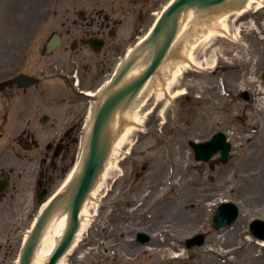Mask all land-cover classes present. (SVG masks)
Listing matches in <instances>:
<instances>
[{"label": "rangeland", "instance_id": "1", "mask_svg": "<svg viewBox=\"0 0 264 264\" xmlns=\"http://www.w3.org/2000/svg\"><path fill=\"white\" fill-rule=\"evenodd\" d=\"M262 3L264 4V0ZM57 6L58 0H0V81L10 75L9 66L14 62H18L17 66H20L28 58L31 65L40 58V41L48 29L55 28L59 22L55 13ZM263 19L264 7L258 10V15L252 16L253 27H264ZM236 29V26L231 27L230 34H234ZM235 37H238L236 32ZM252 40L254 41H249L246 47L245 44H237L229 39L216 41V38H212L204 46L197 47L193 53L200 60L216 45H228L227 50L216 52V61L222 65V79H218V82L220 80L225 86L217 84V78L210 72V67H204L205 63L200 68H195L196 70L187 69L169 87L170 94L184 90L187 93L172 97L170 102L167 96L162 98L146 114L145 111L155 104L151 98L148 107L140 112L141 124L133 129L130 137L122 142L118 152L114 154L116 161L124 155L125 150H130L131 155L116 164L127 174L132 175L137 170L145 175L133 188H141L139 200L147 201L142 208L143 217L151 203L157 204L152 216L155 222L152 237L157 247L150 248L140 244L130 251V237H126L122 238L125 254H116V249L102 238L106 227V210L101 198L103 191L98 190L96 197L87 202L90 224L83 232L76 249L67 256L66 264H264V244L251 238L247 232L250 220L264 218V38L259 40L255 37ZM241 45L243 48L239 50ZM243 66L250 67L247 74L242 72ZM59 81L57 80L58 83ZM45 84L52 90L56 86L53 81H46ZM244 87L249 88L254 97L253 102L246 103L238 99L236 93ZM9 97L5 91L0 93V133L5 136L0 139V148L6 144L1 141L7 136L19 134L23 129L27 135L34 134L39 144H42L55 131L67 128L66 122L61 126H53L34 121L25 126L24 121L29 113L20 101H16L14 105L10 103L12 106H9L11 108L7 122L3 124L2 109L6 108ZM55 113L60 119L69 115L75 117L78 126L67 150V157L60 162V168L56 172L57 179L50 186L49 193L61 184L79 154V138L83 136L88 111L84 104H79L73 107L64 105L57 108ZM217 129L228 132L234 148L228 164L218 165L212 171L207 166L194 162L185 139L205 138ZM174 163L175 172L184 174L185 179H179L172 185L168 178ZM144 164H147L145 168ZM185 164L190 165L188 173L185 171ZM34 172L33 167L30 175L26 174L28 180L24 181L25 185L31 184ZM116 172L120 170L117 169ZM152 176L156 180L155 193L145 196V179ZM200 178L203 184H199ZM104 180L101 187L105 185ZM29 190L24 188L23 197L28 198ZM162 199H168L167 203L162 204ZM226 199L239 205L241 216L232 226L218 232L211 231L210 220L215 207ZM164 204L168 206L161 209ZM38 205H35L36 209ZM20 206L5 218L4 229L8 235L10 228L16 223L14 214L32 212L31 216L36 210L33 211L28 206L21 209ZM29 223L30 220L22 221L20 229L24 227L25 230ZM141 229L147 230L143 221ZM200 231L208 232L205 245L185 251V238ZM12 234L14 241L11 240L8 252L4 248L0 249L6 254H0L3 263H7V258L9 264L16 257L17 246L22 238L21 235V238L18 236L16 239L17 233L13 230ZM8 235L0 239V244Z\"/></svg>", "mask_w": 264, "mask_h": 264}, {"label": "flooded vegetation", "instance_id": "2", "mask_svg": "<svg viewBox=\"0 0 264 264\" xmlns=\"http://www.w3.org/2000/svg\"><path fill=\"white\" fill-rule=\"evenodd\" d=\"M160 1L58 0L59 22L44 37L42 49L45 50V44L52 35L57 37L59 45L53 50L56 62L52 68H63L60 75L64 79L77 72L76 65L81 68L82 76L95 74L99 77L108 74L114 58L112 52H120L129 43L128 39H134L141 32L143 26L153 19ZM91 39L101 41V46L91 45ZM63 57L69 59L66 65L60 64ZM13 89L10 88L11 92ZM3 170L1 166L0 172ZM23 174H26V169L22 166L8 167L4 182H7L6 190L10 194L6 196V191L0 196V212L18 202L17 194L21 191ZM3 243L8 252L11 240L6 238Z\"/></svg>", "mask_w": 264, "mask_h": 264}, {"label": "water", "instance_id": "3", "mask_svg": "<svg viewBox=\"0 0 264 264\" xmlns=\"http://www.w3.org/2000/svg\"><path fill=\"white\" fill-rule=\"evenodd\" d=\"M219 1L222 0H176L165 11L150 38L140 47V50H142L143 47H146L145 49H148L147 53L144 55L142 54L143 52H141L137 55H134L131 60L123 67L121 73L116 78L114 85L121 79L125 71L139 58H141L142 61L149 63L147 68L140 76H138L137 79L122 87L120 90H118V92L112 94L111 98L98 108L95 121L92 126V133L87 143V150L83 156V162L80 171L73 179L72 184L50 203V205L39 218L24 249L20 264H30L33 251L37 245L41 231L47 219L60 205L68 208L70 216L69 223L66 232L62 236L53 254L50 256L47 264H55L57 258L68 247L78 226V220L76 218L77 213L82 205L87 191L90 189L97 175L99 174L109 151L111 138L109 136L108 120L115 111V108L118 106L117 103H114V99H118V97L122 96L127 98L133 96L145 79H147V77L154 71L175 35L177 28V18L182 10L194 6L204 9L210 6L212 3ZM231 220L230 213H228L226 216L224 212H218L213 225L215 226L216 223L222 222L225 224ZM193 240H195V238L191 241Z\"/></svg>", "mask_w": 264, "mask_h": 264}, {"label": "bare ground", "instance_id": "4", "mask_svg": "<svg viewBox=\"0 0 264 264\" xmlns=\"http://www.w3.org/2000/svg\"><path fill=\"white\" fill-rule=\"evenodd\" d=\"M261 0H247L243 8L236 11L237 14H242L243 12H246L251 6L253 7L254 4H258L257 7H260L262 4L260 3ZM235 13V14H236ZM202 18V13H194L193 11H189L187 13V19L184 23L186 25L187 23ZM218 24L221 25L222 29L227 28L226 20L221 19L218 21ZM213 24L210 25V28L212 29L209 32H206L201 39L199 40L201 44L207 42L209 39H211L216 31L213 29ZM199 43V42H198ZM194 42L190 48H186L182 56H184L185 60L179 61L174 69L171 71V76L169 77V80L166 82L165 87H161V80L164 78L163 76L166 75L169 67L171 66L173 61L166 62L163 65H161L160 70L157 74H154L150 79H148L141 90L139 91V95L137 96V99L134 101L133 105L125 112L124 117L130 119V123L127 127H125L122 131V133L119 135L118 140L115 142V150L120 147L122 142L126 139H128L129 135L133 132V129L136 125L141 124V116L136 113V109L140 107L141 104H143L149 97L150 94H155V99L158 101L162 99L164 95L168 93L170 84L187 68L190 66H199L200 62L196 61V59L193 56L192 50L196 48V45L198 44ZM212 53H214V50H211ZM212 57V56H211ZM209 58V62H212L214 59ZM138 68L135 70H132L129 72V74L125 77L130 78L134 74L138 72ZM180 92L176 93L179 94ZM164 94V95H163ZM174 94V95H176ZM88 132V129H87ZM113 164H108L106 167V171L103 173L102 176H105L108 169L113 167ZM101 184H97L95 191L92 192V196L95 194V192L100 188ZM44 206V205H43ZM88 212L86 209V206L81 211V216L86 215ZM65 215L60 218H52L51 221L47 224L45 230L43 231V234L41 236V239L39 241V244L36 247V250L33 255L32 264H46L48 261L49 255L51 254L52 250L54 249L58 237L61 235L62 231L64 230L66 219ZM88 226L87 218L81 219V225L80 228L76 234L75 240L71 246V248L68 250L67 254L74 248H76V245L78 244L79 240L81 239V235L83 230ZM67 254L63 255L57 262V264H66V256Z\"/></svg>", "mask_w": 264, "mask_h": 264}]
</instances>
